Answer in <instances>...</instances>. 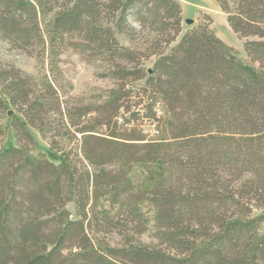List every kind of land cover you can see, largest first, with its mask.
I'll use <instances>...</instances> for the list:
<instances>
[{
	"label": "trees",
	"instance_id": "16d2710c",
	"mask_svg": "<svg viewBox=\"0 0 264 264\" xmlns=\"http://www.w3.org/2000/svg\"><path fill=\"white\" fill-rule=\"evenodd\" d=\"M215 1L255 37L248 62L208 14L182 33L180 0H0V39L44 68L0 65V119L20 113L0 145V264H264V0ZM68 48L113 86L69 94Z\"/></svg>",
	"mask_w": 264,
	"mask_h": 264
},
{
	"label": "rangeland",
	"instance_id": "374dc122",
	"mask_svg": "<svg viewBox=\"0 0 264 264\" xmlns=\"http://www.w3.org/2000/svg\"><path fill=\"white\" fill-rule=\"evenodd\" d=\"M184 11L182 9L183 16V32L193 26L205 22L206 15L208 14L212 18L211 26L216 30L218 36L224 40L227 44L234 47L238 53L237 56L243 62H248L249 58L244 49V42L249 38L241 37L235 32L227 20V14L222 11L220 6L215 0H180ZM187 19H193L192 23H187ZM123 43H127L123 37H119ZM155 57H151L146 61V67L153 68ZM15 64L17 67L24 70L26 73L32 76H40L44 73V68L41 67L35 56H31L28 53L11 47L10 44L0 39V65L1 64ZM61 72L63 77L67 80L66 90L73 96H91L102 92L104 88L113 86L111 80L98 75V70L94 64L88 63L85 58L78 54L73 49H64L60 54ZM138 84V83H137ZM1 89V87H0ZM157 109H160V105H157ZM15 112L20 114L16 109L12 108V111L6 113L0 119V124L6 129V135L1 139L0 145L3 146L9 141H14L12 132L10 130V118L8 115ZM137 121H133L131 125L135 127ZM136 131L141 130L142 133L148 135V137L155 136L157 134V125L151 123L149 120H144L142 124L135 128ZM38 137L39 147L34 151L38 152L39 149H43L47 152L48 156L54 161H59V154L53 152L49 148L47 140L43 139L38 131L34 130ZM163 169L161 161L156 163H138L134 164L130 170V178L135 177L137 180L144 178H152L159 174ZM68 208L72 214L75 213L74 201L69 202ZM260 209H256L253 214H259ZM152 219H150L151 221ZM150 231L142 235V240L146 243H155V239L151 235L153 223L150 222ZM264 230V223L262 224V231ZM108 237L116 238V235H107Z\"/></svg>",
	"mask_w": 264,
	"mask_h": 264
},
{
	"label": "water",
	"instance_id": "95a60500",
	"mask_svg": "<svg viewBox=\"0 0 264 264\" xmlns=\"http://www.w3.org/2000/svg\"><path fill=\"white\" fill-rule=\"evenodd\" d=\"M186 22H187V23H192V22H193V19H187ZM151 71H152V70H150V72H151Z\"/></svg>",
	"mask_w": 264,
	"mask_h": 264
},
{
	"label": "crops",
	"instance_id": "0c3cea01",
	"mask_svg": "<svg viewBox=\"0 0 264 264\" xmlns=\"http://www.w3.org/2000/svg\"><path fill=\"white\" fill-rule=\"evenodd\" d=\"M182 9H183V11H184V8H183V6H182Z\"/></svg>",
	"mask_w": 264,
	"mask_h": 264
}]
</instances>
